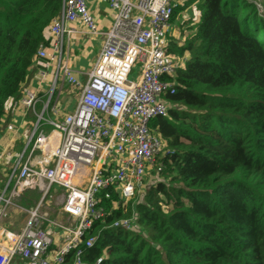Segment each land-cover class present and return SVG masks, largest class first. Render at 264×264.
<instances>
[{
    "label": "trees",
    "instance_id": "1",
    "mask_svg": "<svg viewBox=\"0 0 264 264\" xmlns=\"http://www.w3.org/2000/svg\"><path fill=\"white\" fill-rule=\"evenodd\" d=\"M188 2L201 16L181 46L168 43L188 60L164 96L167 116L150 121L164 141L159 178L125 211L103 202L110 214L89 230L96 241L82 254L86 264H264V18L247 0ZM189 3L173 8L171 24ZM61 5L0 0V126L9 102L30 86L33 58ZM131 208L147 237L106 228ZM22 216L9 212L0 226L18 234Z\"/></svg>",
    "mask_w": 264,
    "mask_h": 264
},
{
    "label": "built area",
    "instance_id": "2",
    "mask_svg": "<svg viewBox=\"0 0 264 264\" xmlns=\"http://www.w3.org/2000/svg\"><path fill=\"white\" fill-rule=\"evenodd\" d=\"M88 1L104 4L113 14L106 32L97 29ZM175 0H62L52 20L48 41L40 44L32 63L35 83L9 102L0 143V223L8 207L26 215L20 232L0 243V264H86L82 254L96 236L89 230L111 211L123 209L142 188L164 141L150 121L167 116L165 94L173 92L176 71L188 60L168 51ZM81 26L77 32L76 27ZM80 33L102 38L89 71L69 64V39ZM138 66L133 78L132 70ZM74 94L73 107L63 110L60 96ZM29 112L35 120L24 145L14 153V139ZM66 113H63L65 112ZM50 116L55 119H51ZM44 126L52 128L45 135ZM29 150V151H28ZM28 151V152H27ZM6 161L9 165L5 166ZM161 171V165L156 169ZM60 192L51 193L52 188ZM39 199L30 209L14 204L23 192ZM116 197V201H112ZM52 201L61 220L49 218ZM103 202L111 204L108 211ZM135 213L106 228L132 231ZM53 241L59 243L52 249ZM74 252L72 262H67ZM101 258L94 264H100Z\"/></svg>",
    "mask_w": 264,
    "mask_h": 264
},
{
    "label": "rangeland",
    "instance_id": "3",
    "mask_svg": "<svg viewBox=\"0 0 264 264\" xmlns=\"http://www.w3.org/2000/svg\"><path fill=\"white\" fill-rule=\"evenodd\" d=\"M248 2L252 3L255 8L257 9L258 13L264 18V0H247ZM89 2V1H88ZM176 6H181L184 3H189L188 0H175ZM175 6V7H176ZM201 6L200 5H196V4H186V8L184 9V11H180L177 14V17L174 19L173 23H172V27L170 30V35L168 37V42L169 41H173L177 46H181L192 34L193 29L195 28V24L198 22L200 16H201ZM100 30H102L101 28H99ZM72 53H76V51H70L69 55L70 58L72 57ZM136 74H138V66H136L133 70H132V75L131 77L133 78ZM33 79H34V74H33ZM73 99H74V94L70 93L69 91H64V93L60 96V106L62 111L63 110H70L73 107ZM63 113H66L63 112ZM25 114L24 118H23V122L20 124V127L23 129L21 131V134L19 136H17L14 139V153H17L20 151V149L22 148V146L24 145V142L27 138V135L30 131V129L32 128V125L34 123V119L32 117V115L27 112L26 110H23L21 115ZM51 119H55L54 117L50 116ZM8 120H5L2 125L0 126V143H4L6 142V139L4 138V125L7 124ZM44 134L47 135L49 133H51L52 128L49 126H44L43 128ZM29 151V150H28ZM27 151V152H28ZM163 153V149L161 150V152L159 153V156L156 159V163L155 166L147 172L145 179L143 180L142 183V188L139 190L138 195L135 197V199L132 200V204H137L138 202L142 201L143 196L146 194V191L148 190V188L151 186V184H154L158 178V171L156 170L157 168L160 167V157ZM9 165V161H6L5 166L7 167ZM54 192H60V190L58 188H52L51 193L53 194ZM33 193V205L34 203H36L39 199V196L36 194V192L33 191H28V193H26V195L22 196V198L19 201H15L14 204L17 206H20L24 209H30V207L32 206V204L27 203V201H31L32 199H30V196ZM26 200V201H24ZM43 204L49 208H51V211H49V218L52 220H58V221H62L64 222L65 217H58L54 208L52 207V201L49 200V198H47ZM8 212H13V216H19V215H23L21 218L22 221V225H24V222L26 220V215L22 214L21 212H19L18 210H12V207H8L7 209ZM13 219V218H12ZM8 222H11V218H9ZM6 230V229H5ZM134 232L139 231V233L143 234L144 237H147L148 232L146 231H142L140 232L139 228L136 226L133 228ZM11 232V231H10ZM13 234H16L14 232H12ZM9 235L6 234L5 231H2L0 229V238H2V240L8 238ZM59 246V243H57L56 241H53V247L52 249H56ZM18 260H13L11 262V264L13 263H17Z\"/></svg>",
    "mask_w": 264,
    "mask_h": 264
},
{
    "label": "crops",
    "instance_id": "4",
    "mask_svg": "<svg viewBox=\"0 0 264 264\" xmlns=\"http://www.w3.org/2000/svg\"><path fill=\"white\" fill-rule=\"evenodd\" d=\"M88 7L95 20L97 29L100 30L99 28H101V32L108 31L113 21V14L104 4L97 3L96 1H89ZM76 29L77 32H79V29L82 30V27L77 26ZM102 41L101 37L92 38L81 35L80 33L73 35L71 39H69V51H76L75 55L72 53L71 58L69 55V64L72 69L83 73L89 71L98 56ZM30 78L29 85L32 86L35 83L32 73ZM10 237L11 236L4 240L0 238V243L3 244V242L9 240Z\"/></svg>",
    "mask_w": 264,
    "mask_h": 264
},
{
    "label": "bare ground",
    "instance_id": "5",
    "mask_svg": "<svg viewBox=\"0 0 264 264\" xmlns=\"http://www.w3.org/2000/svg\"><path fill=\"white\" fill-rule=\"evenodd\" d=\"M126 232H128V231H126ZM10 239H12V237H10Z\"/></svg>",
    "mask_w": 264,
    "mask_h": 264
}]
</instances>
